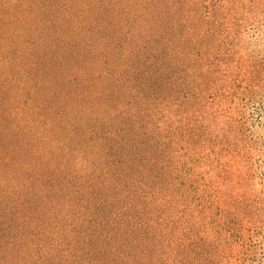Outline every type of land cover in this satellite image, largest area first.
<instances>
[{
    "label": "rangeland",
    "instance_id": "1",
    "mask_svg": "<svg viewBox=\"0 0 264 264\" xmlns=\"http://www.w3.org/2000/svg\"><path fill=\"white\" fill-rule=\"evenodd\" d=\"M258 252L264 0H0V264Z\"/></svg>",
    "mask_w": 264,
    "mask_h": 264
},
{
    "label": "clouds",
    "instance_id": "2",
    "mask_svg": "<svg viewBox=\"0 0 264 264\" xmlns=\"http://www.w3.org/2000/svg\"><path fill=\"white\" fill-rule=\"evenodd\" d=\"M260 119L259 115L256 116V121ZM252 127H256V123H253ZM264 259V252H258L251 257L250 264H260L261 260Z\"/></svg>",
    "mask_w": 264,
    "mask_h": 264
}]
</instances>
